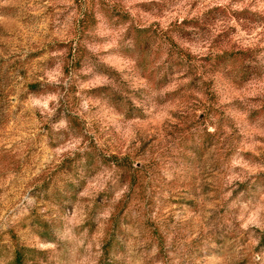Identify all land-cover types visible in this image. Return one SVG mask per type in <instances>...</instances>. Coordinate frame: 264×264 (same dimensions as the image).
Returning <instances> with one entry per match:
<instances>
[{"label": "rangeland", "instance_id": "rangeland-1", "mask_svg": "<svg viewBox=\"0 0 264 264\" xmlns=\"http://www.w3.org/2000/svg\"><path fill=\"white\" fill-rule=\"evenodd\" d=\"M17 246L264 264V0H0V264Z\"/></svg>", "mask_w": 264, "mask_h": 264}, {"label": "trees", "instance_id": "trees-1", "mask_svg": "<svg viewBox=\"0 0 264 264\" xmlns=\"http://www.w3.org/2000/svg\"><path fill=\"white\" fill-rule=\"evenodd\" d=\"M37 252L38 251L33 248H29L26 246H17L14 250V264H39L38 261L29 258L32 256V254Z\"/></svg>", "mask_w": 264, "mask_h": 264}]
</instances>
